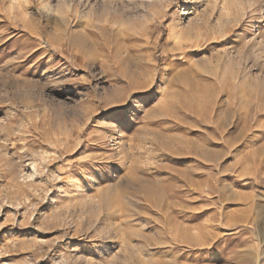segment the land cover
<instances>
[{
    "label": "rangeland",
    "instance_id": "374dc122",
    "mask_svg": "<svg viewBox=\"0 0 264 264\" xmlns=\"http://www.w3.org/2000/svg\"><path fill=\"white\" fill-rule=\"evenodd\" d=\"M264 0H0V264H264Z\"/></svg>",
    "mask_w": 264,
    "mask_h": 264
},
{
    "label": "bare ground",
    "instance_id": "6f19581e",
    "mask_svg": "<svg viewBox=\"0 0 264 264\" xmlns=\"http://www.w3.org/2000/svg\"><path fill=\"white\" fill-rule=\"evenodd\" d=\"M263 230H264V225H263Z\"/></svg>",
    "mask_w": 264,
    "mask_h": 264
}]
</instances>
